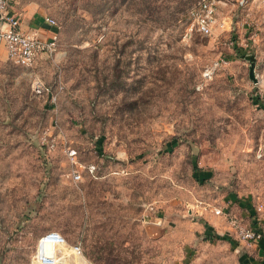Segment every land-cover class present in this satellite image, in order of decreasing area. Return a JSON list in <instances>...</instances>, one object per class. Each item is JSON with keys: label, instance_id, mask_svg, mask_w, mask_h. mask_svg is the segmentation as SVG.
<instances>
[{"label": "rangeland", "instance_id": "1", "mask_svg": "<svg viewBox=\"0 0 264 264\" xmlns=\"http://www.w3.org/2000/svg\"><path fill=\"white\" fill-rule=\"evenodd\" d=\"M10 8L57 40L32 66L0 44V264H32L49 231L82 247L59 264H264L239 232L264 230V0Z\"/></svg>", "mask_w": 264, "mask_h": 264}, {"label": "built area", "instance_id": "2", "mask_svg": "<svg viewBox=\"0 0 264 264\" xmlns=\"http://www.w3.org/2000/svg\"><path fill=\"white\" fill-rule=\"evenodd\" d=\"M203 13L196 16V27L204 35L212 33L216 19L214 18L215 8L210 3H203ZM44 22L48 26H57V21L51 17H45ZM56 36L49 39H42L36 33L24 30L21 27V18L12 12L10 0H0V44H3L7 51L8 59L17 65L32 66L42 53H52L56 50ZM33 89L36 94H49L50 90L40 79L34 82ZM51 92V100L56 98ZM74 179L80 181L82 175L75 170ZM220 212V211H219ZM239 232L247 240L256 242L262 237V232L255 229H244L240 227ZM51 246L52 252H46L45 247ZM70 247L71 251L82 256L83 251L80 244L69 246L66 238L58 231H49L41 236L36 251L32 257V264H59L62 256L59 251Z\"/></svg>", "mask_w": 264, "mask_h": 264}, {"label": "trees", "instance_id": "3", "mask_svg": "<svg viewBox=\"0 0 264 264\" xmlns=\"http://www.w3.org/2000/svg\"><path fill=\"white\" fill-rule=\"evenodd\" d=\"M255 229L262 232V237L256 242L257 246H259V251L264 254V230L259 227L258 222L254 221L252 225Z\"/></svg>", "mask_w": 264, "mask_h": 264}, {"label": "water", "instance_id": "4", "mask_svg": "<svg viewBox=\"0 0 264 264\" xmlns=\"http://www.w3.org/2000/svg\"><path fill=\"white\" fill-rule=\"evenodd\" d=\"M250 77H251L254 81H257V78H256V76H255L254 65L251 66V69H250Z\"/></svg>", "mask_w": 264, "mask_h": 264}, {"label": "bare ground", "instance_id": "5", "mask_svg": "<svg viewBox=\"0 0 264 264\" xmlns=\"http://www.w3.org/2000/svg\"><path fill=\"white\" fill-rule=\"evenodd\" d=\"M47 247H50V248H51V246H47ZM47 247H45V248H47ZM52 249H53V248H51V250H50L51 252L53 251Z\"/></svg>", "mask_w": 264, "mask_h": 264}]
</instances>
